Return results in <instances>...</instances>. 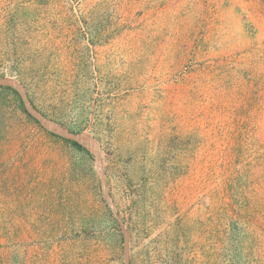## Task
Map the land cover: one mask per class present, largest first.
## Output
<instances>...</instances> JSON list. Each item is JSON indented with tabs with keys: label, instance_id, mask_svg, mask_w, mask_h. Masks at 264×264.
Returning <instances> with one entry per match:
<instances>
[{
	"label": "rangeland",
	"instance_id": "rangeland-1",
	"mask_svg": "<svg viewBox=\"0 0 264 264\" xmlns=\"http://www.w3.org/2000/svg\"><path fill=\"white\" fill-rule=\"evenodd\" d=\"M1 77L113 207L0 87V264H264V0H0Z\"/></svg>",
	"mask_w": 264,
	"mask_h": 264
},
{
	"label": "water",
	"instance_id": "water-1",
	"mask_svg": "<svg viewBox=\"0 0 264 264\" xmlns=\"http://www.w3.org/2000/svg\"><path fill=\"white\" fill-rule=\"evenodd\" d=\"M0 87L10 88L16 91L23 102L24 108L30 116H32L38 123L46 129L48 132L57 135L61 138L75 142L78 145L86 149L95 159L98 175L101 181L102 190L108 204L113 207L111 196L107 190L105 172L103 168V161L101 156V150L99 142L91 134L84 131H73L67 126L47 117L41 112L32 102L26 88L16 79L11 77H1ZM115 216L119 219L123 234V248H124V263L130 264V246H129V234L123 220L115 213Z\"/></svg>",
	"mask_w": 264,
	"mask_h": 264
},
{
	"label": "trees",
	"instance_id": "trees-1",
	"mask_svg": "<svg viewBox=\"0 0 264 264\" xmlns=\"http://www.w3.org/2000/svg\"><path fill=\"white\" fill-rule=\"evenodd\" d=\"M52 135H54V134H52ZM64 140H66V139H64ZM66 141L70 142L71 144H73V145H74L75 147H77L78 149L84 150V148H83L82 146L78 145L77 143H75V142H71V141H69V140H66Z\"/></svg>",
	"mask_w": 264,
	"mask_h": 264
},
{
	"label": "bare ground",
	"instance_id": "bare-ground-1",
	"mask_svg": "<svg viewBox=\"0 0 264 264\" xmlns=\"http://www.w3.org/2000/svg\"><path fill=\"white\" fill-rule=\"evenodd\" d=\"M28 260V259H27ZM20 261H21V259H20ZM29 261V260H28ZM29 263V262H28ZM25 264V263H24Z\"/></svg>",
	"mask_w": 264,
	"mask_h": 264
}]
</instances>
